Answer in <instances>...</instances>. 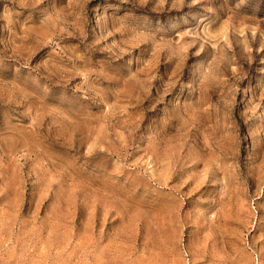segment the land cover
<instances>
[{
	"label": "rangeland",
	"instance_id": "rangeland-1",
	"mask_svg": "<svg viewBox=\"0 0 264 264\" xmlns=\"http://www.w3.org/2000/svg\"><path fill=\"white\" fill-rule=\"evenodd\" d=\"M0 264H264V0H0Z\"/></svg>",
	"mask_w": 264,
	"mask_h": 264
}]
</instances>
